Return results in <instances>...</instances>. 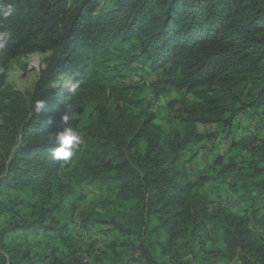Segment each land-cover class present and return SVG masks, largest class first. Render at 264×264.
<instances>
[{
	"label": "trees",
	"instance_id": "1",
	"mask_svg": "<svg viewBox=\"0 0 264 264\" xmlns=\"http://www.w3.org/2000/svg\"><path fill=\"white\" fill-rule=\"evenodd\" d=\"M0 32L11 33L0 48V199L13 188L37 200L23 203L28 221L9 208L0 264H87L54 248L38 254L7 240L39 233L62 240L66 224L55 219L60 203L52 197L61 202L72 193L70 177L113 186L130 205L133 215L125 224H110L139 253L137 264H166L156 255L166 256L183 240L187 249L204 243L208 224L220 233L217 256L264 264V238L249 228L246 213L211 210L200 182L209 178L193 181L180 164L188 145L212 137L199 125H219L228 137L238 117L264 110V0H0ZM31 54H48L33 93L7 101L11 63ZM63 70L71 84L66 98L54 100L49 95ZM137 70L155 75L154 97L179 96L168 103L173 129L135 109L132 87L122 81ZM36 100L46 102L39 114ZM88 106L96 118L81 128ZM65 127L82 135V145L69 160L57 161L49 151ZM230 148L239 155L217 157L214 168L227 177L226 190L246 200L247 179L264 174V136L233 140ZM254 188L264 202V184Z\"/></svg>",
	"mask_w": 264,
	"mask_h": 264
},
{
	"label": "rangeland",
	"instance_id": "2",
	"mask_svg": "<svg viewBox=\"0 0 264 264\" xmlns=\"http://www.w3.org/2000/svg\"><path fill=\"white\" fill-rule=\"evenodd\" d=\"M47 57L48 54H31L11 63L6 75L9 87L5 93L7 101L11 98L25 100L33 93ZM154 79V74L147 75L146 72L137 70L134 73H127L122 82L132 87L128 96L137 104L136 110L154 114L156 123L166 130H171L177 123L168 103L179 96L170 93L166 97H154L150 86ZM58 80L53 86V94L49 95L55 96L54 100L59 96L66 98L64 91L71 84L67 70L59 72ZM112 102L114 103V99L111 98L109 103ZM263 111L238 117L228 137L224 135L219 125H199L201 134L212 137L188 145L180 154V164L186 169L191 180L209 178L200 182L211 210L223 209L238 215L246 213L249 217V228L260 238H264V202L254 185L264 184V174L247 179L251 194L246 200H239L226 190L227 177L219 176L220 169L214 168V163L217 157L227 160L229 157L239 155L237 150L232 151L230 148L233 140L238 141L250 135L264 136ZM95 118L94 108L88 106L79 119L80 127L86 126ZM70 178L73 180L72 193L64 194L61 202L57 194L52 197L53 202L60 203L59 209L53 214L55 219L66 224L67 233L62 240L49 239L41 233L26 241H22L21 237H8L7 240L29 247L38 254H46L50 248H54L59 255L71 254L81 257L87 264H137L135 260L139 259V253L124 245L123 242L127 240L110 224L113 221L125 224V220L133 215L130 205L123 204L117 198L113 186H102L96 182H76L74 177ZM24 202L31 206L37 204V200L25 191L5 189L0 199V232L12 222L8 211L12 206L13 210L18 212V220L28 221L32 218L30 209H25ZM70 203L74 204L72 211H68ZM205 231L207 236L204 243L199 244L198 241L190 243L191 253L187 249L188 243L183 240L170 249L166 256L157 254V258L166 264H238L236 259L216 255L215 251L222 246L218 228L208 224Z\"/></svg>",
	"mask_w": 264,
	"mask_h": 264
},
{
	"label": "clouds",
	"instance_id": "3",
	"mask_svg": "<svg viewBox=\"0 0 264 264\" xmlns=\"http://www.w3.org/2000/svg\"><path fill=\"white\" fill-rule=\"evenodd\" d=\"M11 38V33L0 32V48L4 47V44ZM46 110V102L43 100H36L35 113L39 114ZM62 121L67 123L68 116L61 117ZM82 142V135L73 130L71 127H65L63 130L57 131L54 135L52 143L55 147H52L49 151L50 156L57 161H67L73 157L75 151L79 148Z\"/></svg>",
	"mask_w": 264,
	"mask_h": 264
}]
</instances>
